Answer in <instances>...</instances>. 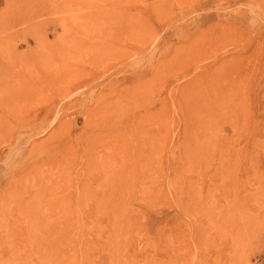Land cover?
Returning a JSON list of instances; mask_svg holds the SVG:
<instances>
[{
    "label": "rangeland",
    "instance_id": "374dc122",
    "mask_svg": "<svg viewBox=\"0 0 264 264\" xmlns=\"http://www.w3.org/2000/svg\"><path fill=\"white\" fill-rule=\"evenodd\" d=\"M0 264H264V0H0Z\"/></svg>",
    "mask_w": 264,
    "mask_h": 264
},
{
    "label": "bare ground",
    "instance_id": "6f19581e",
    "mask_svg": "<svg viewBox=\"0 0 264 264\" xmlns=\"http://www.w3.org/2000/svg\"><path fill=\"white\" fill-rule=\"evenodd\" d=\"M143 88L144 87H142L141 88V91L143 92ZM145 99V98H144ZM156 112V111H155ZM154 112V113H155ZM144 113V112H143ZM141 114V113H140ZM143 115H145V114H143ZM158 115V114H157ZM147 117V116H146ZM157 117V116H156ZM143 116H142V118H139L138 117V115L136 116V117H132V118H130V119H128L129 120V122L128 121H124V120H120V121H114V120H108V121H106V123L104 124V123H102L101 124V129H102V132H103V136L105 137V139H106V144H107V146H109V147H104V148H106V151L108 150V152L111 154L110 155V157H116L119 153H121V152H119L120 150L119 149H117V148H119L117 145H118V141H117V139L116 138H118V137H120V135L121 134H123L125 131L127 132V133H131L133 130H138V128L139 129H141V128H143L144 127V124H143ZM157 119H159L158 117H157ZM144 121H145V119H144ZM160 121V120H159ZM156 123V122H155ZM100 129V128H99ZM99 131V133H101L100 132V130H98ZM97 131V132H98ZM128 131H131V132H128ZM146 133V132H145ZM148 133V132H147ZM144 134V133H143ZM99 135V134H98ZM133 135V134H132ZM150 135H151V133H150ZM148 136V135H147ZM124 137V136H123ZM100 138V137H99ZM122 138V137H121ZM98 139V138H97ZM102 139H103V137H102ZM119 140V139H118ZM139 140V139H138ZM105 141V140H104ZM121 142V141H120ZM133 143V142H132ZM137 146V145H136ZM144 147H145V145H143ZM132 147H133V145H132ZM91 148V147H90ZM98 148V147H97ZM99 149V148H98ZM100 149H101V147H100ZM95 150H96V148H95ZM104 150V149H103ZM131 153L133 152V149L130 151ZM95 153V152H94ZM131 153H130V155H131ZM88 155V157L91 159V158H93V160H94V154L93 153H90V154H87ZM129 155V154H128ZM127 157V156H126ZM130 157H132V156H130ZM96 158V157H95ZM128 158H129V156H128ZM107 157H106V161H107ZM110 160V159H109ZM126 160V159H125ZM104 162L103 164H104V166H103V168H105V165H107L108 163L107 162ZM128 161V160H127ZM130 161V160H129ZM93 162H95V161H93ZM125 162V161H124ZM126 163V162H125ZM88 164V163H87ZM90 164V163H89ZM127 164V163H126ZM92 165V164H91ZM96 164L94 163V165L93 166H95ZM130 165V164H129ZM138 166V165H137ZM92 167V166H91ZM108 168V167H107ZM105 169V170H109V168L108 169ZM116 169V168H115ZM113 171V170H112ZM123 171V170H122ZM147 171V170H146ZM110 172V171H109ZM108 172V173H109ZM121 173V171L120 170H117V171H113V172H111L110 173V176L109 177H111L112 179H113V177H115V176H117V175H119ZM125 174V173H124ZM129 174V173H128ZM128 174H127V176H128ZM122 175L120 174V178L118 179V184L117 185H115V186H118V185H120V187L121 186H124V188H127V187H125V178L124 177H121ZM125 176V175H124ZM115 179H113V181H114ZM112 182V181H111ZM127 185V184H126Z\"/></svg>",
    "mask_w": 264,
    "mask_h": 264
}]
</instances>
